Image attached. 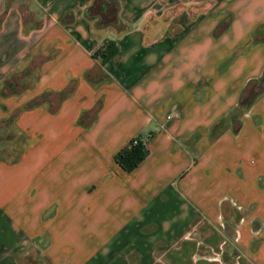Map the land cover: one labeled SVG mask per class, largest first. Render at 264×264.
<instances>
[{"label": "crops", "instance_id": "obj_1", "mask_svg": "<svg viewBox=\"0 0 264 264\" xmlns=\"http://www.w3.org/2000/svg\"><path fill=\"white\" fill-rule=\"evenodd\" d=\"M256 86L264 0H0V264H264Z\"/></svg>", "mask_w": 264, "mask_h": 264}, {"label": "trees", "instance_id": "obj_2", "mask_svg": "<svg viewBox=\"0 0 264 264\" xmlns=\"http://www.w3.org/2000/svg\"><path fill=\"white\" fill-rule=\"evenodd\" d=\"M117 51V46L113 40H103L93 51L92 57L99 58L104 63L112 58ZM147 140L139 137L129 139L118 151L115 152L114 162L124 171L130 172L148 155L149 150Z\"/></svg>", "mask_w": 264, "mask_h": 264}, {"label": "built area", "instance_id": "obj_3", "mask_svg": "<svg viewBox=\"0 0 264 264\" xmlns=\"http://www.w3.org/2000/svg\"><path fill=\"white\" fill-rule=\"evenodd\" d=\"M176 115V104H171L166 114V119L174 118Z\"/></svg>", "mask_w": 264, "mask_h": 264}, {"label": "rangeland", "instance_id": "obj_4", "mask_svg": "<svg viewBox=\"0 0 264 264\" xmlns=\"http://www.w3.org/2000/svg\"><path fill=\"white\" fill-rule=\"evenodd\" d=\"M207 1L210 2V0H207ZM263 93H264V88L256 86L254 90V96L256 97L257 95H262Z\"/></svg>", "mask_w": 264, "mask_h": 264}]
</instances>
